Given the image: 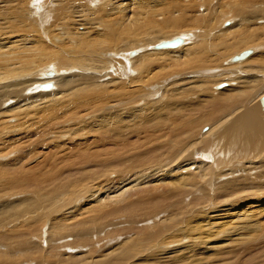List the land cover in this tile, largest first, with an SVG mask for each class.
I'll list each match as a JSON object with an SVG mask.
<instances>
[{"label":"bare ground","instance_id":"obj_1","mask_svg":"<svg viewBox=\"0 0 264 264\" xmlns=\"http://www.w3.org/2000/svg\"><path fill=\"white\" fill-rule=\"evenodd\" d=\"M40 2L53 8L0 7L4 30L22 27L0 36V115L24 119L0 120V156L14 154L0 160V264H240L234 248L264 245V157L248 161L264 151V0H60L43 34L56 49ZM230 63L248 73L216 89L210 70ZM72 65L100 76L62 74L42 107L47 122L63 112L69 139L64 120L20 117L30 99L5 107Z\"/></svg>","mask_w":264,"mask_h":264},{"label":"rangeland","instance_id":"obj_2","mask_svg":"<svg viewBox=\"0 0 264 264\" xmlns=\"http://www.w3.org/2000/svg\"><path fill=\"white\" fill-rule=\"evenodd\" d=\"M52 2H53V4L54 5H52V7L53 8H55V7H59V6H61V4L60 3H58V2H60V0H51ZM55 1H57V3L59 4H57ZM7 3V6H9V5H11L12 7H13V5H20V4H23V3H25L26 5H27V8H29V0H0V7L1 8H6V6H5V4ZM68 3V2H67ZM85 4H87L88 6H90V7H93V3H89V2H84ZM94 5H98V3H94ZM69 6V4L67 5V7ZM46 9V4H43L42 5V3L40 2L38 5H37V7H36V9H37V12H38V14L36 15L37 16V19H36V22H34V20L31 18V17H28V19L29 20H31V21H33L34 23H35V25L39 28V30H40V32L42 33L41 35L43 36V34H54V33H56L57 31H58V27H59V24H57V23H52V19H51V17H52V15H53V11H55L54 9ZM70 7H68V9H69ZM26 13V12H25ZM16 17H18V12H13L12 13V15H11V18H16ZM38 17H40V18H38ZM51 20V21H50ZM2 21V20H1ZM6 21H8L7 19H6ZM85 22V21H84ZM227 25L229 24H232L231 23V21L230 20H226V22H225ZM224 23V24H225ZM8 24H10L9 22H8ZM21 24H23V23H21ZM5 25V24H4ZM18 24H16L14 27H12V28H5V30H4V26H3V24H2V22H0V28L2 27L3 29H1L0 30V34H2V35H0V36H5V35H8L9 33H11V34H16L17 33V30L19 29L20 30V28H22V27H20V26H17ZM78 27H79V30L81 31V30H83V28H82V26L81 25H78ZM10 29V30H9ZM188 28H185V29H183L184 31H185V33H191V32H193L192 30H190L189 31V29L187 30ZM14 30H16V31H14ZM78 30V29H77ZM195 30L197 31V29L195 28ZM4 31H6V32H4ZM14 31V33H12ZM171 31H173V30H169V32H171ZM183 31V32H184ZM11 34H9V35H11ZM182 34V33H181ZM178 36V34H173V36L174 37H176V36ZM172 36V37H173ZM43 38L46 40V42H47V44H48V46L50 47V48H57L55 45H53L49 40H48V38L44 35L43 36ZM190 38H191V36H190ZM189 37H188V39H187V41H191V39H190ZM159 41H162V39L161 40H159ZM185 41H186V39H185ZM135 51V50H134ZM242 51V50H241ZM244 51V50H243ZM242 51V52H243ZM245 51H249V53L251 54V52H252V48H246L245 49ZM257 51H258V49H257ZM137 52H138V50H137ZM241 53V52H240ZM239 53V54H240ZM237 53H233V59H234V57L235 56H238L239 54H237ZM250 54H248V55H250ZM54 60V59H53ZM241 59H235V60H233L234 62H237V61H240ZM50 62V61H49ZM47 65H50V66H52V65H56V61L54 60V61H52V62H50L49 64L47 63ZM109 65L110 66H112L113 67V63H111V62H109ZM244 64H235V66H231V63H230V65L229 66H225V67H216V68H212V70H210V72H209V77L210 78H214V79H217L218 81L215 83V88L216 89H225L226 87H228V85L230 84L229 82H230V80H232L234 77H236V75H239L238 77H240L241 78V76L240 75H243V73L244 72H246V73H248L247 71H246V67L245 66H243ZM256 64H254L253 63V66H255ZM129 67H131V65H129ZM244 67V68H243ZM65 67H61V68H59L57 71H55L54 69L53 70H50V71H54L53 73H51L52 75H48V74H46L45 75V77L47 78V77H51V76H55L54 77V79H53V81L50 79L49 81H47V82H51L53 85L55 84V87H54V89L53 90H51V91H48V92H41V91H38V92H35V94H41V95H38V96H35V97H33V99H32V97H19L20 99H18L17 100V98H15L14 97V95H12L11 93H9L7 96V98H8V100H7V102L5 103V107H7V108H9V107H15L16 105H21L22 107H23V105L24 104H26V102L28 103V104H31V101H32V104L30 105V106H28L27 108H25L23 111H21V112H23V113H21L22 115H20V117H22L23 116V114L25 115V114H27L26 115V119H28V120H34V121H41L42 119V115H43V113H42V109L44 108V106H46V104H47V102H49L50 101V99L52 98V96L53 95H51V93L50 92H53V91H55L56 90V88H57V78H61V75L63 74V75H68V78L69 79H74L75 78V76L77 77L78 76V74L80 73V72H84L85 74H90V75H94V77H95V74H97L98 76H100V74L99 73H97V72H92V71H90V70H88V69H82L81 67H79V66H76V65H72V66H69V67H67V69L65 68ZM132 69V71H133V67H131ZM215 69H217L218 70V74H215V72H214V70ZM222 71V72H220V70ZM113 70H114V67H113ZM131 71V72H132ZM214 72V73H212V72ZM49 72V71H48ZM47 72V73H48ZM233 72V73H232ZM211 73V74H210ZM60 74V75H59ZM76 74V75H75ZM213 74H215V75H213ZM227 74V75H226ZM135 74H134V72H132V73H130V74H128L127 75V77L126 78H129V79H131V78H133V76H134ZM260 76H264L263 74L262 75H260ZM65 77V76H64ZM221 77H223V78H221ZM225 77H230V78H225ZM36 78V77H35ZM109 78V76H106V77H102V78H100L99 79V81L100 82H105V81H107V79ZM225 78V79H224ZM37 79H38V77H37ZM246 80H249V78H247ZM128 81H130V80H128ZM163 81H165V77L163 78ZM234 81V80H233ZM261 82L262 83H264V77L261 79ZM27 83V82H26ZM245 83V82H244ZM246 83H248V82H246ZM28 84H30V83H27L26 85H28ZM233 85H235V82L233 83ZM238 85V84H237ZM237 85L236 86H233V87H237ZM251 85H253V84H251ZM31 86H33V85H31ZM40 86V85H39ZM33 87H35V86H33ZM10 87H7V89H9ZM22 90H24V92H21L20 94H27L30 90L28 89V90H26L25 91V88H22ZM34 90V88H32V91ZM263 90H264V86H263ZM47 96V97H46ZM157 97H159V95L157 96ZM24 98V99H23ZM43 98V99H42ZM27 99V100H26ZM28 99H30V100H28ZM38 99V100H37ZM22 100V101H21ZM30 102V103H29ZM34 102H35V104H34ZM22 103H24V104H22ZM45 104V105H44ZM10 105V106H9ZM33 105V106H32ZM9 106V107H8ZM43 107V108H42ZM6 108V109H7ZM41 110V111H40ZM34 111V112H33ZM39 112V113H38ZM47 112H46V109L44 110V115H43V117H44V120H42L41 122H43V123H50V124H53V125H56V126H58V128H62L61 127V124H62V122H63V120H64V126H65V130H62V131H59V132H57V135L59 134L61 137H62V139H69L70 138V132H71V130L73 129V127L72 126H70L71 124H70V122L68 123V118H64V115H63V112L62 111H60L59 113H58V115L56 116V117H54V118H52V119H50L51 121L50 122H47V121H49V119L47 120L46 118H45V114H46ZM197 112H195V113H193V115L196 117V118H194V119H198V113L196 114ZM0 114H2V112L0 111ZM17 114V113H16ZM36 114V115H35ZM18 116L19 115H17V116H15V115H13V116H9L8 114H4V115H0V120L3 118V120L4 121H7V123H10L11 125H13L16 121H17V119H18ZM35 116V117H34ZM2 117V118H1ZM22 118H20L19 120H21ZM17 121V123H19L20 121ZM22 120H24V119H22ZM263 122H264V115H263ZM46 124H44V126L46 125ZM70 124V125H69ZM2 125H4V124H2ZM209 123L206 125H204L203 127H201L202 129L200 130L199 129V133L200 132H206L207 130H208V128H209ZM263 127H264V124H263ZM6 130V129H5ZM46 135H48V138L49 137H51V138H54V137H56L57 135H56V133L55 132H53V131H48L47 132V134ZM260 137V136H259ZM47 137H45L44 139H45V146L44 147H42V143L40 142V143H38L35 147H37L38 145H40L41 146V148H38V149H36L35 151H38V153L39 154H35V155H33L32 157H30V162H29V166H31V165H34L35 164V162L34 161H37V160H41V159H39V157L40 156H42V151L43 150H49L50 149V146H51V140H49V142H48V139ZM260 139H261V137H260ZM33 140V139H32ZM33 143H34V141H33ZM34 144H36V143H34ZM49 146V147H48ZM263 149V148H262ZM262 149L258 152V154H257V156L260 154V156H258L256 159H252V160H248V161H257V160H260V159H262L263 157H264V151L263 152H261L262 151ZM42 150V151H41ZM45 150V151H46ZM0 152H2L1 151V149H0ZM47 152V151H46ZM14 157V154L13 153H9V154H2L1 156H0V160L1 161H8L9 159H11V158H13ZM262 157V158H261ZM194 167V166H193ZM217 172H219L218 170H216V173ZM145 185V184H144ZM149 185V184H148ZM211 187V186H210ZM211 189V188H210ZM257 205V204H256ZM259 205V204H258ZM161 216V215H160ZM161 219L163 218V217H160ZM262 238H263V236H262ZM68 239H70V237H68ZM220 246V245H219ZM238 248H234V250H237V252H240L241 253V256H240V261H241V263L240 264H264V245H257V246H254V247H252L251 249L249 248L248 250H246L245 248H243V247H239V246H237ZM242 249V251H240ZM226 254H219V255H217L216 257H217V261H224V262H221L220 264H225V263H227V264H230V263H228L229 261H230V259L228 260V259H226V256H225ZM230 256H232V255H230ZM228 261V262H227ZM203 263H205V261L203 262ZM207 264H208V262H207ZM232 264H236L235 262L234 263H232ZM239 264V263H238Z\"/></svg>","mask_w":264,"mask_h":264},{"label":"water","instance_id":"obj_3","mask_svg":"<svg viewBox=\"0 0 264 264\" xmlns=\"http://www.w3.org/2000/svg\"><path fill=\"white\" fill-rule=\"evenodd\" d=\"M179 42H180V39L179 38H175V39H172L170 41L162 42L159 46H176V45L179 44ZM246 54H248V51L244 50L238 56H235V59L236 58H242ZM50 86H51V83H46L44 87L49 88ZM262 100L264 101V97L262 98Z\"/></svg>","mask_w":264,"mask_h":264}]
</instances>
